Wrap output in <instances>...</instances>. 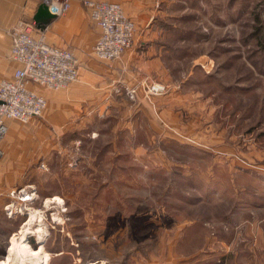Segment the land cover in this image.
<instances>
[{
	"label": "rangeland",
	"instance_id": "374dc122",
	"mask_svg": "<svg viewBox=\"0 0 264 264\" xmlns=\"http://www.w3.org/2000/svg\"><path fill=\"white\" fill-rule=\"evenodd\" d=\"M157 1L163 14L150 22L166 32L174 82L147 97L143 84L161 82L145 77L127 98L196 93V109L180 110L193 131L155 116L164 130L143 133L156 124L131 120L120 100L92 120L94 133L71 130L43 155L44 113L26 124L10 120L23 130L2 140L0 166L10 182L24 171L38 213L4 244L0 264L21 234L43 252L23 264H264V0ZM37 125L40 140L29 137ZM140 144L151 163L131 157ZM17 216L11 228L30 218Z\"/></svg>",
	"mask_w": 264,
	"mask_h": 264
},
{
	"label": "crops",
	"instance_id": "0c3cea01",
	"mask_svg": "<svg viewBox=\"0 0 264 264\" xmlns=\"http://www.w3.org/2000/svg\"><path fill=\"white\" fill-rule=\"evenodd\" d=\"M109 1L120 3L126 15L134 21L136 26L134 46L127 49L118 60H100L93 55L92 48L99 35V28L91 21L89 11L83 4V0H72L71 7L65 15L48 20L47 42L51 45L67 48L75 55L79 61V78L66 88L57 91L30 85L32 90L46 99V107L43 111V119L48 126V130L44 132L46 144L39 146V150L42 151L43 155L58 150L59 139L71 130L77 129L83 132L90 130L94 133V127L90 125L92 120L106 116L110 112L111 104L120 100L129 102L131 120L141 115L140 117L147 124L148 120L156 124L151 126L150 130L149 126H144L143 133L149 131L151 135H154L164 130V127L160 126L156 118H154L155 116L160 121L167 120V123L172 124L177 129L182 128L187 133L193 131L190 130V122L185 128L181 124L182 111L180 110L182 108L195 110L196 108L191 105L190 101H195L198 98V94L186 92L183 89L184 92L180 90L174 91L169 95L152 97L151 103L145 101L138 93L135 94L134 100L127 98L129 96L126 91L135 88L145 77H152L161 83L174 82L166 75L165 55L167 49L163 44L166 32L160 28L158 23L150 22L154 15L163 14L160 10L156 11L155 6L158 1ZM40 5V0H0V81L11 79L14 71L19 67V63L10 57V29L19 21L29 22L35 20ZM183 86L185 88V85ZM136 108L139 109L137 110ZM190 112L195 111H186L184 113ZM5 124L7 126V131L4 135L5 139L14 138L20 133V130H23L22 126L17 122L6 120ZM36 127L38 129L35 130L33 127L31 130L32 135H29V137L36 135L37 137L39 136L40 140L41 126L37 125ZM136 127L139 128L138 126ZM127 128L130 129V132H133L130 125ZM55 133L58 134L56 137ZM23 134L25 133L23 132ZM1 142L0 147L3 150ZM37 148L35 147V149ZM131 152L129 153L132 158L137 157L143 162L151 163L149 155L145 153V148L142 144L139 147L135 146ZM33 157H31V160ZM40 158L41 155L39 154L36 160ZM34 161L32 160V162ZM143 162L138 161L137 163L142 164ZM30 184L29 180L24 176V171L23 177L18 176L15 181L10 182L0 166V253L3 254L4 252V256L8 245L5 246L4 244L9 242L10 236L19 231V229L23 230L24 226L30 222L28 219L27 222L24 220L25 224H18L16 228L10 227L13 225L12 221L17 220L16 218H18L17 215L19 214L11 217L5 214L4 205L14 200L8 196V193L12 190L26 188L33 192L35 196ZM30 209L34 208L30 207ZM31 211L36 214L35 211L37 209L35 208ZM2 223L5 224V228L2 227ZM180 227L178 226V229ZM261 238L259 234L258 240H261ZM27 241L29 242V240ZM31 247L36 249L33 246ZM45 264H48V262Z\"/></svg>",
	"mask_w": 264,
	"mask_h": 264
},
{
	"label": "built area",
	"instance_id": "2783aa9c",
	"mask_svg": "<svg viewBox=\"0 0 264 264\" xmlns=\"http://www.w3.org/2000/svg\"><path fill=\"white\" fill-rule=\"evenodd\" d=\"M72 0H40L49 13L55 17L65 15ZM91 21L99 28V35L93 45L96 58L114 61L132 46L136 26L126 15L122 5L109 0H83ZM48 20L19 21L10 29V57L19 63L13 77L0 81V142L7 131L6 120L26 124L42 116L46 99L30 85L51 90L66 88L79 78V61L67 48L51 45L46 40ZM147 97L164 94L168 85L146 81L143 84ZM0 147V160L3 156ZM45 168L44 164H41ZM13 198L4 205L8 217L31 211L34 193L26 188L12 190ZM38 213V211H35Z\"/></svg>",
	"mask_w": 264,
	"mask_h": 264
},
{
	"label": "bare ground",
	"instance_id": "6f19581e",
	"mask_svg": "<svg viewBox=\"0 0 264 264\" xmlns=\"http://www.w3.org/2000/svg\"><path fill=\"white\" fill-rule=\"evenodd\" d=\"M94 55V54H93ZM95 56V55H94ZM29 221L33 220L34 214H29ZM43 252L41 249H32L27 241L26 236L23 234L21 238L13 239L10 247L7 250V258L3 264H10L12 261H16L19 264L33 263L42 258ZM94 264V263H90Z\"/></svg>",
	"mask_w": 264,
	"mask_h": 264
},
{
	"label": "water",
	"instance_id": "95a60500",
	"mask_svg": "<svg viewBox=\"0 0 264 264\" xmlns=\"http://www.w3.org/2000/svg\"><path fill=\"white\" fill-rule=\"evenodd\" d=\"M51 18H53V16L49 13L47 7L45 5H40L37 11V15L35 16V19L36 20H45V19L49 20Z\"/></svg>",
	"mask_w": 264,
	"mask_h": 264
},
{
	"label": "trees",
	"instance_id": "16d2710c",
	"mask_svg": "<svg viewBox=\"0 0 264 264\" xmlns=\"http://www.w3.org/2000/svg\"><path fill=\"white\" fill-rule=\"evenodd\" d=\"M263 42H264V34H263V40H262ZM33 247H34V245H33ZM35 248V247H34Z\"/></svg>",
	"mask_w": 264,
	"mask_h": 264
}]
</instances>
